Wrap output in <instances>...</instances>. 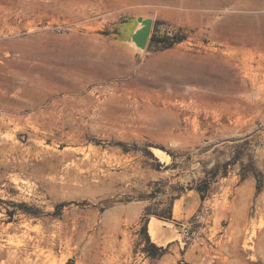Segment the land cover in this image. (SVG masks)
I'll list each match as a JSON object with an SVG mask.
<instances>
[{
	"label": "rangeland",
	"instance_id": "1",
	"mask_svg": "<svg viewBox=\"0 0 264 264\" xmlns=\"http://www.w3.org/2000/svg\"><path fill=\"white\" fill-rule=\"evenodd\" d=\"M0 264H264V0H0Z\"/></svg>",
	"mask_w": 264,
	"mask_h": 264
},
{
	"label": "water",
	"instance_id": "2",
	"mask_svg": "<svg viewBox=\"0 0 264 264\" xmlns=\"http://www.w3.org/2000/svg\"><path fill=\"white\" fill-rule=\"evenodd\" d=\"M139 21L140 26L132 34V40L140 48H145L150 38L152 19L140 18Z\"/></svg>",
	"mask_w": 264,
	"mask_h": 264
},
{
	"label": "trees",
	"instance_id": "3",
	"mask_svg": "<svg viewBox=\"0 0 264 264\" xmlns=\"http://www.w3.org/2000/svg\"><path fill=\"white\" fill-rule=\"evenodd\" d=\"M185 38H186L185 36H168V37L164 38L163 40H162V39L159 40V39H157V38H153V40H154V41H158V42H159V41H160V42H161V41H169V42H168V47H171V46H173L174 44L183 41ZM258 181H259L258 188L261 189L263 179H262V178H259ZM202 198H204V195H202ZM162 217H165V218L170 219V218L172 217V212L169 211L167 214L162 215ZM144 228H145V230L147 231L146 225L144 226Z\"/></svg>",
	"mask_w": 264,
	"mask_h": 264
},
{
	"label": "bare ground",
	"instance_id": "4",
	"mask_svg": "<svg viewBox=\"0 0 264 264\" xmlns=\"http://www.w3.org/2000/svg\"><path fill=\"white\" fill-rule=\"evenodd\" d=\"M160 222H161L160 220L156 219L155 222L152 223L151 228L154 233H155V230L159 228Z\"/></svg>",
	"mask_w": 264,
	"mask_h": 264
},
{
	"label": "built area",
	"instance_id": "5",
	"mask_svg": "<svg viewBox=\"0 0 264 264\" xmlns=\"http://www.w3.org/2000/svg\"><path fill=\"white\" fill-rule=\"evenodd\" d=\"M188 233H189L188 229L184 228V234H188Z\"/></svg>",
	"mask_w": 264,
	"mask_h": 264
}]
</instances>
